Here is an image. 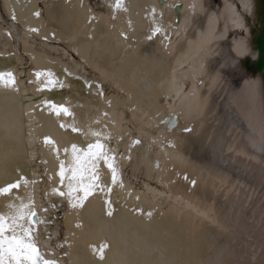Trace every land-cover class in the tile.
I'll use <instances>...</instances> for the list:
<instances>
[{"label":"bare ground","instance_id":"bare-ground-1","mask_svg":"<svg viewBox=\"0 0 264 264\" xmlns=\"http://www.w3.org/2000/svg\"><path fill=\"white\" fill-rule=\"evenodd\" d=\"M39 1L1 0L20 27L28 59L25 70L18 66L14 46L4 47L15 26L0 25V218L6 230L11 225L4 237L16 235L33 245L38 264H234L233 205L242 188L221 164L228 154L241 151L232 127L221 129L214 97L226 92L233 104L235 97L209 67L224 35L221 13L201 0L204 15L198 26L204 25L205 36L197 31L196 37L204 42L213 29L203 56L202 93L207 98L201 115L196 96L189 105L182 96L186 82L193 80L191 72L180 73L186 81L174 72L188 59H176L168 45L178 21L182 30L190 24L192 5L183 0H102L104 10L95 11L85 0H61L48 20ZM179 3L184 8L178 17ZM31 34L60 41L110 80L120 96L105 94L99 79L78 69L80 62L70 64L35 49L27 40ZM169 94L171 111L165 104ZM176 133L220 181L180 161L169 145ZM124 163L131 174L142 170L158 185L147 179L141 189L134 187L120 176ZM192 189L217 192L211 196L219 226L207 236L201 237L204 224L216 220L211 208L203 214L189 202ZM53 199L64 202L60 238L57 227L48 226ZM4 261L10 262L6 254Z\"/></svg>","mask_w":264,"mask_h":264},{"label":"water","instance_id":"water-1","mask_svg":"<svg viewBox=\"0 0 264 264\" xmlns=\"http://www.w3.org/2000/svg\"><path fill=\"white\" fill-rule=\"evenodd\" d=\"M221 13L224 35L209 67L226 92L215 96L221 129L230 125L241 154H228L222 169L240 182L234 200V264H264V0H207ZM223 90V89H222ZM229 91V92H230ZM233 208V207H232Z\"/></svg>","mask_w":264,"mask_h":264},{"label":"rangeland","instance_id":"rangeland-1","mask_svg":"<svg viewBox=\"0 0 264 264\" xmlns=\"http://www.w3.org/2000/svg\"><path fill=\"white\" fill-rule=\"evenodd\" d=\"M60 1L61 0H40L39 1V5L44 9V13L47 16L48 20H51L50 19L51 17L49 16V14H51L52 8L59 7ZM85 1L95 11H103L104 10V4H103L102 0H85ZM183 3L187 6L189 4V6L192 5L194 7L192 9V13H191V17H190L191 18L190 24L188 25V27L185 30H182L181 24L178 21L177 25H175V31H177V32H175L173 35L171 34L169 36L168 45L170 47H173V52L176 56V59L179 60V59H182L183 57H186L188 59L187 63L184 64V66L182 68H180L178 70H174V72L176 71L175 74L177 75V78L180 81L181 80L186 81V78H188L186 74L183 75L180 73L186 72V73L190 74V72H191L193 80L191 82V80L189 79L186 82V85L184 87V94L182 96H186V98H187L186 104L187 105L191 104L192 99L195 100V96H196L197 99L195 101L200 104V106H201L200 109L202 108L201 109V113H202L201 115H203L204 114V108L206 105L205 100L207 98L206 93H202V89H203L204 81H205V77L203 75V70H202L204 68V57L203 56H204V53L206 54L205 48L211 40L213 29L211 28V32L206 37V40H204L205 43L201 42V40H199L196 37V34L198 31L200 34L204 35V33H202L204 25L201 27L198 26V19L200 18V16L204 15V7L202 4V1L201 0H183ZM179 4H177V6H178V11H177L178 17L180 14L179 12H181L184 8L182 6V3H179ZM179 20H181V19H179ZM10 24H13L15 27L10 29L11 39H10L9 44L5 45L4 47L6 48V50H9L11 45L14 46V53L18 57V64H19L18 66L25 70L26 65L28 64V59L26 57L27 55L25 54V52L21 48V40H22L23 36L21 34L20 27L13 18H11L10 16H8L5 13L4 8L2 6V2L0 0V25L7 28ZM178 32H179V34H177ZM171 37H173V38L171 39ZM27 40L33 45V47L35 49L42 50V51L44 50V52L47 51V53L49 52L52 56H57V57L63 58L64 60H68V62L70 64H75L76 62L77 63L80 62L78 56L73 51L68 49L65 45H63L60 41L48 40V39L46 40V39H42V38L37 37V36L32 35V34L27 37ZM186 41L187 42L192 41L190 49L185 48L186 47L185 45L187 43ZM197 46H198V48H195ZM78 69L86 77H94V78L99 79L102 91L105 94H113V95L120 96L121 91L119 92L110 80L105 79V78L102 79L101 76H99L97 72L93 71L92 68L90 66H88L87 64L80 62ZM196 69L198 70L197 75L194 74ZM21 77H22V79L24 78V73L21 74ZM199 79H201V80H199ZM23 80H25V79H23ZM192 83L194 84V89H193V86H191ZM199 87H200V89H199ZM191 89H193V90H191ZM199 90H200V93H199ZM200 94L202 97L200 96ZM168 96L165 100V104L168 105V103H169L168 106L172 107V108L170 107V111H171L173 109L174 105L170 103L171 95L169 94ZM195 101H194V103H195ZM198 107H199V105H198ZM183 122H185V120L182 121V123ZM126 128L129 130V132L131 131L130 133L133 136H136V130L132 127V125L127 123ZM178 129L179 128H177L176 130H178ZM224 135L225 134L222 135L223 138H224ZM175 137H176V139L173 141V143H169V145L172 147L171 149H172L173 153L178 155L180 161H184V162L189 161L191 164H195V166L206 171L208 173L209 177L215 178L217 181H220L221 176L218 175L215 170H213L209 166L204 165V163H202L198 159H195L194 157H192L190 152H188V150L185 149V148H189L187 146V143L184 142V140H183V145H182V143H180V141L177 140V138H178L177 133L175 134ZM142 138H140V139H142ZM170 146H168V147L170 148ZM122 166L120 168L121 178L130 181L134 187L141 189L143 183L147 182V181L148 182L150 181L149 183L151 185H154V186H155V184L158 185L154 179L148 178L147 176H145L143 174L142 170L141 171L138 170V171L134 172L133 174H131L132 170L130 169V166L128 163H124ZM153 182H155V183H153ZM188 194L190 196V199L192 200V201L189 200V202L193 205V207L196 210H198L204 214L206 211V208H211V211L215 217L216 223H214V224L211 223L212 221L210 219L206 222V224H204L205 226L201 230V232L203 233L201 235V237H203V235L207 236L209 233L208 231L210 229H212L213 227L219 226L218 219H219L220 214H219L218 209L216 207V202L214 201V198L211 196L214 194L217 195V192H214L213 194H211V193L207 194L206 192L197 191L196 189H194V190L192 189V190L188 191ZM63 209H64V202L61 200L53 199L52 202L50 203L49 210H48V217L51 220L48 226L54 225L57 227V231H58L57 232V238H60L62 235V227H61L62 222H61V220L63 219V214H64ZM197 260L198 261L200 260V254H198Z\"/></svg>","mask_w":264,"mask_h":264},{"label":"snow or ice","instance_id":"snow-or-ice-1","mask_svg":"<svg viewBox=\"0 0 264 264\" xmlns=\"http://www.w3.org/2000/svg\"><path fill=\"white\" fill-rule=\"evenodd\" d=\"M93 155H96V153H93ZM7 230H11V225ZM7 230L4 227L3 218H0V264H5V254L10 257L9 264H38L39 257L35 247L23 243V240L16 235L5 238L4 233ZM5 243H7L6 248ZM43 264H53V262L45 261Z\"/></svg>","mask_w":264,"mask_h":264}]
</instances>
